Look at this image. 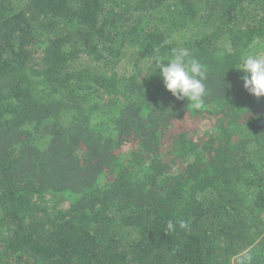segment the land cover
I'll list each match as a JSON object with an SVG mask.
<instances>
[{"label": "trees", "instance_id": "1", "mask_svg": "<svg viewBox=\"0 0 264 264\" xmlns=\"http://www.w3.org/2000/svg\"><path fill=\"white\" fill-rule=\"evenodd\" d=\"M156 49L204 66L200 110ZM248 55L264 0H0V264H264Z\"/></svg>", "mask_w": 264, "mask_h": 264}, {"label": "clouds", "instance_id": "2", "mask_svg": "<svg viewBox=\"0 0 264 264\" xmlns=\"http://www.w3.org/2000/svg\"><path fill=\"white\" fill-rule=\"evenodd\" d=\"M151 67L153 72L159 69L166 91L174 98L185 100L192 110H200L204 106L206 69L198 61L191 59L186 49L176 50L167 60L156 49ZM237 71L244 73L243 88L248 94L257 99L264 97V55L246 56ZM178 226L181 229L189 228L188 223L183 220L178 221ZM166 227L169 231L176 230L171 220Z\"/></svg>", "mask_w": 264, "mask_h": 264}]
</instances>
